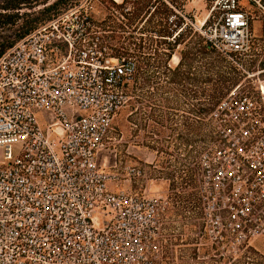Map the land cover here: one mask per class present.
Listing matches in <instances>:
<instances>
[{
	"label": "built area",
	"instance_id": "built-area-1",
	"mask_svg": "<svg viewBox=\"0 0 264 264\" xmlns=\"http://www.w3.org/2000/svg\"><path fill=\"white\" fill-rule=\"evenodd\" d=\"M146 1L66 0L0 55V264H184L164 250L168 203L119 187L103 157L139 62L111 54L123 49L102 39L117 32L97 25L95 5L122 22ZM148 1L203 2L199 34L232 62L250 48L248 10L264 9ZM247 78L209 114L214 141L199 156L201 227L214 246L264 233V69Z\"/></svg>",
	"mask_w": 264,
	"mask_h": 264
},
{
	"label": "rangeland",
	"instance_id": "rangeland-1",
	"mask_svg": "<svg viewBox=\"0 0 264 264\" xmlns=\"http://www.w3.org/2000/svg\"><path fill=\"white\" fill-rule=\"evenodd\" d=\"M4 3L0 0V7ZM41 5V0H35L17 11L0 8V14L16 12L23 17L14 23H0V49L22 32L23 21L40 17ZM153 6L148 0L135 5L125 20L118 22L114 12L109 14L103 6L95 5L97 25L102 30L117 32L102 35V39L115 49H123L111 54L130 55L139 62L135 80L128 87L134 84L135 91L129 94L124 90L126 102L116 115L109 148L103 157L119 187L168 203L162 221L163 246L168 255L184 264H238L239 257L247 254L248 247L255 242L264 252V238L259 236L255 242L234 247L214 246L206 238L201 227L198 166L199 156L207 148L202 139L210 121L194 115L202 107L199 96L194 99L184 94L182 81L171 83L173 72L178 68L184 71L179 66L184 64V52L198 49L201 44L198 29L207 11L199 1L178 3L177 13L161 6L152 9ZM248 12L250 48L238 60L233 58L237 75L230 90L239 84L249 88L248 75L264 69V9L252 7ZM170 15H175L171 24L167 20ZM175 37L179 38L176 44ZM192 68L194 74L201 71L198 58L192 62ZM194 90H200L198 81ZM130 102L134 103L133 110ZM190 129H196L197 134H188Z\"/></svg>",
	"mask_w": 264,
	"mask_h": 264
},
{
	"label": "trees",
	"instance_id": "trees-1",
	"mask_svg": "<svg viewBox=\"0 0 264 264\" xmlns=\"http://www.w3.org/2000/svg\"><path fill=\"white\" fill-rule=\"evenodd\" d=\"M5 3L1 5L2 10L7 11H17L21 7H24L30 2H35V0H4ZM38 1V0H36ZM66 0H58L52 5L45 7L39 12L40 17H35L34 19H26L21 25V30L14 41L3 45L0 49V55L10 48L15 42L23 38L26 34L32 31L36 26L49 19L54 11L61 7ZM48 0H41V4H46ZM18 13H13L12 15H3L0 14V23H14L19 19ZM27 17V15H26ZM45 17V19H42ZM23 19V17H21ZM39 22L37 25V21ZM33 24V25H32ZM165 35H162L164 37ZM175 44L179 42V38L175 37ZM198 58L200 62L201 71L199 73H192V62ZM184 59V64H179L180 67L183 66L184 71L180 72L179 68L172 73L171 83L177 84V82L184 83V94H187L189 97L194 98L199 96V99L203 100V103L200 104L198 111H194V115L202 117L203 119H208L209 114L213 111L219 99H221L230 88L236 84L235 75H237V69L232 61H227L224 57L217 54L216 51L202 38L201 44H199L198 49L189 48L184 52L181 60ZM199 77V80L196 78ZM198 81L200 84V90L195 91V83ZM149 79H145V84H149ZM131 85V84H129ZM129 85H126V93L132 94L135 91V86L132 84L129 89ZM133 102H130L129 105L131 110H133ZM188 134L196 135V129H190ZM204 143L208 146L211 142L214 141V131L211 127V124L206 125ZM187 144H190L188 141ZM264 238V233L262 234ZM256 241V240H255ZM253 241V242H255ZM238 264H264V252H262L257 243H253L248 247L247 254L239 257Z\"/></svg>",
	"mask_w": 264,
	"mask_h": 264
}]
</instances>
